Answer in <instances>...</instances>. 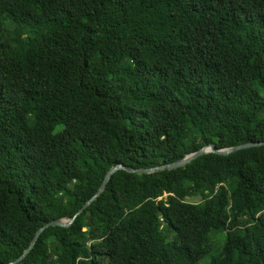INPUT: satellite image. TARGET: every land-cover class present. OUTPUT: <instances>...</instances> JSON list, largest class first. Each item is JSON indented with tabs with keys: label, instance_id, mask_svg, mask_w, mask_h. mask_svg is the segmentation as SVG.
<instances>
[{
	"label": "trees",
	"instance_id": "trees-1",
	"mask_svg": "<svg viewBox=\"0 0 264 264\" xmlns=\"http://www.w3.org/2000/svg\"><path fill=\"white\" fill-rule=\"evenodd\" d=\"M252 142H264V0H0V264L72 218L115 165ZM210 253L264 264V146L117 171L17 264Z\"/></svg>",
	"mask_w": 264,
	"mask_h": 264
},
{
	"label": "water",
	"instance_id": "water-1",
	"mask_svg": "<svg viewBox=\"0 0 264 264\" xmlns=\"http://www.w3.org/2000/svg\"><path fill=\"white\" fill-rule=\"evenodd\" d=\"M259 146H264V142H258V143L252 142V143L242 144V145H238V146L230 147V148H216L213 144H210V145L203 146L202 148H200L196 152L187 154L182 159L177 160L173 163L163 164V165L156 166L153 168L133 169V168L125 166L123 164L115 165V166L111 167L106 172L102 183L100 184L99 188L97 189L95 194L92 196V198L90 200H88L83 205V207L75 213V215L72 218L53 220V221L46 223L44 226L40 227L36 231L30 245L23 251L21 256L18 259H16L15 261L8 263V264H17L18 262H20L32 250V248L35 245L38 237L46 228H48V227H62V228L69 227L73 223L75 218L82 212V210L84 208H86L95 198H97L103 192L107 183L111 179L112 175L114 173H116L117 171H126L128 173H135V174L141 175V174H151V173H155V172H159V171L174 170L177 168L184 167L185 165L189 164L190 162L196 160L197 158L202 157V156L209 154V153L216 154L219 156H228L229 154L234 153L236 151H239L241 149H247V148H251V147H259Z\"/></svg>",
	"mask_w": 264,
	"mask_h": 264
},
{
	"label": "rangeland",
	"instance_id": "rangeland-1",
	"mask_svg": "<svg viewBox=\"0 0 264 264\" xmlns=\"http://www.w3.org/2000/svg\"><path fill=\"white\" fill-rule=\"evenodd\" d=\"M164 197H166V195H164ZM169 234H170V235H169V237H167V240H168L169 242H171L172 239H173V235H171V233H169ZM221 238H222V235H215V236L213 237V244L216 245L215 248L219 247V246H217V245H219V241L221 240ZM212 255H213V254L210 253L209 256H208L207 258H205L204 260H202V261L199 262L198 264H207L208 261H209V259H210V257H211Z\"/></svg>",
	"mask_w": 264,
	"mask_h": 264
}]
</instances>
